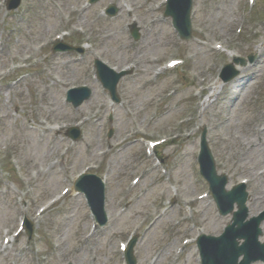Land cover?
I'll return each instance as SVG.
<instances>
[{
	"label": "rangeland",
	"instance_id": "obj_1",
	"mask_svg": "<svg viewBox=\"0 0 264 264\" xmlns=\"http://www.w3.org/2000/svg\"><path fill=\"white\" fill-rule=\"evenodd\" d=\"M86 1L22 0L9 9V0H0V264H120L119 242L133 232L136 264H201L196 241L183 250L184 238L219 236L233 222L211 193L189 203L209 191L198 164L203 130L228 188L249 180L247 204L256 190L252 170L264 167L250 160L242 168L239 156L241 143L264 130V0H194L185 39L166 6L155 7L162 0H99L84 11ZM110 4L115 16L106 13ZM134 22L137 41L128 26ZM62 31L70 33L62 41L89 47L82 54L53 52ZM98 58L118 70L137 62L117 85L119 103H110L94 78ZM173 58L185 62L157 75ZM229 64L233 70L224 73ZM253 74L235 96L233 83ZM80 85L94 93L74 108L66 94ZM79 120L78 141L67 128L55 129ZM169 138L157 148L164 174L141 141ZM91 165L89 173L106 178L109 221L87 238L93 217L83 194L62 191ZM138 173L144 175L133 188ZM25 217L32 238L24 230L6 245Z\"/></svg>",
	"mask_w": 264,
	"mask_h": 264
},
{
	"label": "water",
	"instance_id": "obj_2",
	"mask_svg": "<svg viewBox=\"0 0 264 264\" xmlns=\"http://www.w3.org/2000/svg\"><path fill=\"white\" fill-rule=\"evenodd\" d=\"M21 0H13L10 8H17ZM183 2V1H182ZM177 0H170L166 14L173 17L174 25L180 31L184 38L189 37L191 31V5L192 0H184V10L177 14L175 5ZM115 8L112 9V13ZM183 14V17H180ZM180 17V18H178ZM136 38L139 33L136 28L133 30ZM66 49L67 46H61ZM252 59V57H250ZM98 74L104 85L110 89L111 94L119 100L117 96V84L123 73H115L112 69L106 66L103 62L97 61ZM233 69L232 65L228 66ZM236 71L234 72L235 75ZM227 80V79H226ZM82 91L80 97L73 98L72 93ZM91 96V91L88 88H79L70 92L69 98L74 102L75 106L80 105L85 99ZM74 138L79 136V133L72 135ZM201 173L210 183V189L214 193V197L218 203L222 214L233 212L234 204L237 203L238 210L233 212L234 223L229 225L224 234L220 237L203 235L199 241L198 246L201 253L202 264H252L256 261H264V243L259 241L262 235L260 227L264 220V214L255 217L249 222L245 223L248 217V209L246 206L248 194L245 187L236 186L231 191L226 190L228 179L225 175H219L216 169L214 157L208 146L205 132L202 137L201 154L199 157ZM77 188L86 193L89 203L93 211L97 214L102 223L106 221L104 209V184L94 175H86L78 182ZM239 226L237 228L236 226ZM31 230V227H29ZM244 240L240 243V240ZM131 245L128 251L129 264H136L133 256V246ZM243 256L242 260L240 258Z\"/></svg>",
	"mask_w": 264,
	"mask_h": 264
},
{
	"label": "bare ground",
	"instance_id": "obj_3",
	"mask_svg": "<svg viewBox=\"0 0 264 264\" xmlns=\"http://www.w3.org/2000/svg\"><path fill=\"white\" fill-rule=\"evenodd\" d=\"M182 1L184 2V0H177L178 3L175 5V11L177 14L179 13L181 14L182 11L184 10V4ZM180 17H183V14ZM254 76L255 74L251 75L250 77L244 76L238 79L233 83L235 84L234 87H236V89L241 88L242 83L244 82L243 84L244 86L242 87V89L244 90L247 83L249 82L248 78H253ZM242 89L240 90V93L242 92ZM237 90L235 91L234 94L235 96L239 93V90L238 91ZM217 94L218 93H215V95ZM241 147L242 148L241 151L239 152V156L240 158L244 157L242 168L245 167L244 163L250 160H253L255 163H260V162L262 163L264 161V130H262V132L257 130L253 132L251 137L246 142L241 143ZM252 171H254L256 174V176L253 178V182L254 185L256 186V190L250 199L251 202H248L247 204L250 215H252L253 212H258L264 207V167L255 168ZM250 207L252 209H250ZM231 214H233V212H231ZM262 229L264 233V225L262 226ZM242 242L243 241L240 240V243Z\"/></svg>",
	"mask_w": 264,
	"mask_h": 264
}]
</instances>
